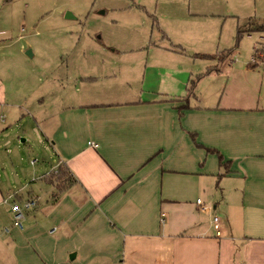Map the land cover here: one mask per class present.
Returning a JSON list of instances; mask_svg holds the SVG:
<instances>
[{
  "label": "crops",
  "instance_id": "0c3cea01",
  "mask_svg": "<svg viewBox=\"0 0 264 264\" xmlns=\"http://www.w3.org/2000/svg\"><path fill=\"white\" fill-rule=\"evenodd\" d=\"M257 58L199 97L144 79L138 89L130 69L103 83L65 76L35 122L65 178L40 206L0 186V264H264V51ZM28 199L35 216L16 229L9 204Z\"/></svg>",
  "mask_w": 264,
  "mask_h": 264
},
{
  "label": "rangeland",
  "instance_id": "374dc122",
  "mask_svg": "<svg viewBox=\"0 0 264 264\" xmlns=\"http://www.w3.org/2000/svg\"><path fill=\"white\" fill-rule=\"evenodd\" d=\"M260 23L264 0H0L1 189L6 185L16 198L39 197L36 206L49 201L57 158L35 122L65 76L96 75L103 83V75L120 78L130 69L138 89L144 79L154 88L171 83L179 94L191 87L199 97L209 80L223 82L228 69L252 57L258 62ZM214 68L219 73L206 74ZM22 211L23 227L35 214ZM47 229L53 236L59 231Z\"/></svg>",
  "mask_w": 264,
  "mask_h": 264
},
{
  "label": "built area",
  "instance_id": "2783aa9c",
  "mask_svg": "<svg viewBox=\"0 0 264 264\" xmlns=\"http://www.w3.org/2000/svg\"><path fill=\"white\" fill-rule=\"evenodd\" d=\"M89 146L95 148L96 145L94 144H88ZM201 201L197 200V204H200ZM33 206V202L31 200L25 201L22 205H20L19 203L16 202H11L9 204V211L11 214V220H12V225L13 227H15L16 229H22V221H23V211L22 210H27L32 208ZM220 219L218 216H215L212 219V225H213V229L216 233L217 236L220 235Z\"/></svg>",
  "mask_w": 264,
  "mask_h": 264
},
{
  "label": "trees",
  "instance_id": "16d2710c",
  "mask_svg": "<svg viewBox=\"0 0 264 264\" xmlns=\"http://www.w3.org/2000/svg\"><path fill=\"white\" fill-rule=\"evenodd\" d=\"M262 28L263 31H264V23H260V26H259V29ZM243 33V31L241 30V28H239V31H238V36L241 35ZM230 53L226 54L225 58H228L230 55ZM204 58H214L215 56H203ZM218 70L216 68L214 69H210V70H207L206 71V74H210L211 72H217ZM186 98L187 97H190L193 93H192V88H186ZM60 169H62L63 172L60 171ZM59 172L61 173V176L59 174ZM57 175H55V183H58L59 185L62 184L64 178H65V175H66V172L64 170V168L62 167H59L58 169H56V172ZM64 177V178H63ZM48 182H51V181H48ZM54 183V184H55Z\"/></svg>",
  "mask_w": 264,
  "mask_h": 264
},
{
  "label": "water",
  "instance_id": "95a60500",
  "mask_svg": "<svg viewBox=\"0 0 264 264\" xmlns=\"http://www.w3.org/2000/svg\"><path fill=\"white\" fill-rule=\"evenodd\" d=\"M26 55L30 56V53H29V51H28V52H26Z\"/></svg>",
  "mask_w": 264,
  "mask_h": 264
}]
</instances>
